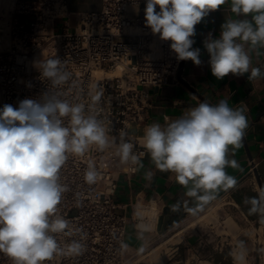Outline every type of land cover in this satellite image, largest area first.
Returning a JSON list of instances; mask_svg holds the SVG:
<instances>
[{
	"label": "clouds",
	"instance_id": "obj_1",
	"mask_svg": "<svg viewBox=\"0 0 264 264\" xmlns=\"http://www.w3.org/2000/svg\"><path fill=\"white\" fill-rule=\"evenodd\" d=\"M230 2L236 19L222 24L220 36L204 43L210 59L211 74L217 79L232 74H249L253 80L264 76L251 66L253 51L264 49V0H147L145 25L170 48L178 60L201 64L200 49H194L195 26L222 5ZM157 7L159 11H157ZM41 77L53 86L72 81L59 58L48 59L39 66ZM71 86H75L73 81ZM101 93L92 96V106L72 103L55 94L43 93L38 99L25 98L18 107L5 104L0 109V253L13 264H45L58 255H79L84 244L72 239L62 247L56 234L70 237L67 219L57 215L63 194L60 171L69 154L84 156L90 148L108 149L113 143L109 129L93 108ZM65 119L70 126H65ZM248 119L240 108L227 100L216 104L200 102L187 113L164 125L152 123L143 130L142 143L151 162L161 172L173 173L176 182L186 189L194 206L192 215L203 211L221 191L236 187L235 176L226 168L240 169L229 159V149L242 146ZM116 154L123 164H139L134 144L121 131ZM100 173L89 164L84 173L87 184H95ZM250 214L264 222V189L258 196L246 198ZM181 202L172 212L180 211ZM143 231L148 230L143 225ZM236 264H245L246 250L234 256Z\"/></svg>",
	"mask_w": 264,
	"mask_h": 264
},
{
	"label": "built area",
	"instance_id": "obj_2",
	"mask_svg": "<svg viewBox=\"0 0 264 264\" xmlns=\"http://www.w3.org/2000/svg\"><path fill=\"white\" fill-rule=\"evenodd\" d=\"M146 2L102 0L100 10L72 13L68 0H0V109L5 104L18 107L23 99H38L45 92L92 106V96L101 93L93 112L109 129L113 142L103 151L93 146L84 156L69 154L59 181L68 190L57 215L69 221L73 235L56 234V238L62 247L72 239L80 240L84 249L79 255L55 256L45 264L141 263L134 258L144 247L133 248L126 241L127 205L115 200L121 176L132 177L140 163H121L117 145L124 131L139 161L147 155L142 136L148 126L152 89L177 81L183 62L170 48L171 41L161 40L145 25ZM59 19L63 23L57 26ZM53 58H59L72 74L69 84L57 87L41 77L40 64ZM65 126H70L67 119ZM89 164L100 173L92 185L84 180ZM131 208L137 228L140 223H153L155 228L162 215L153 202H136ZM208 242L201 234L197 248L187 246L186 259L176 257L179 244L171 246L167 264H197ZM215 243L214 253H223L232 244L229 235L222 234H217ZM258 260L264 264L263 249ZM0 264L13 261L0 253Z\"/></svg>",
	"mask_w": 264,
	"mask_h": 264
},
{
	"label": "crops",
	"instance_id": "obj_3",
	"mask_svg": "<svg viewBox=\"0 0 264 264\" xmlns=\"http://www.w3.org/2000/svg\"><path fill=\"white\" fill-rule=\"evenodd\" d=\"M68 4L72 13H83L100 10L102 0H68ZM29 18L25 17V19ZM236 18L230 11L229 2L220 9L210 12L200 24L195 26L196 35L192 37L193 48L200 49L201 64L197 66L191 60H183L177 81L152 89L148 125L152 123L164 125L169 120L187 113L202 101L216 104L223 99L228 101L229 106L242 109L248 119V128L245 130L242 146L234 151L229 149V159H235L240 169L226 168L228 174L235 176L238 183L235 188L227 192L221 191L217 198L227 195L231 198L230 202L240 209L243 217L256 222L260 217L258 214H250V204H246L245 200L258 196L260 190L264 189V76L249 80L250 73L243 76L229 74L217 80L211 74L210 56L204 47L206 40L219 38L221 26L227 19ZM250 55L251 66L260 68L264 73V49L253 51ZM185 193L186 189L176 182L175 175L156 169L148 154L141 159L138 171L132 177L122 175L115 200L121 205H127L128 225L130 219L132 221L131 236L134 241H128L127 225V243L133 248L145 246L159 231L173 228L176 224L173 220L177 219L178 222L184 214H191L187 209L193 207L194 202ZM178 201L182 204L180 211L172 212V205ZM136 202H153L160 206L162 215L159 223L155 228L153 223L148 226L154 230L143 231L140 229L143 223H140V227H136L131 215V204ZM241 237L236 243L239 247L243 245L246 259L247 256L250 257V264L257 263L258 249L250 256L252 249H256V242L252 237H249V241L243 236L247 241L241 243ZM257 247L264 250V244L259 243ZM229 248L232 249L233 245L226 251ZM216 261L222 262V256L220 255Z\"/></svg>",
	"mask_w": 264,
	"mask_h": 264
},
{
	"label": "rangeland",
	"instance_id": "obj_4",
	"mask_svg": "<svg viewBox=\"0 0 264 264\" xmlns=\"http://www.w3.org/2000/svg\"><path fill=\"white\" fill-rule=\"evenodd\" d=\"M74 21V18L72 19V23ZM61 23H63L62 19L57 20V26H59ZM229 197H221L217 198L216 200L212 201L210 204L205 206L203 211L199 212L197 215H203L208 214L210 211V208H215V210L211 212L210 219L204 220L194 226L188 227L183 232H179L186 226V220L189 217H195L197 215L192 214H184L178 222L174 225L173 228L168 230L159 231V233L155 234L149 242L143 246L144 251L139 253L134 259H140V264H167L168 259V253L172 251L170 248L176 247L177 244L180 245V249L177 251L178 254L176 257L186 259V253L187 256L189 255V251L187 250V246H190L193 248H197L196 246L198 244V237L202 234L204 235V238H208L209 242L207 243L206 247L202 249V259L197 264H236V261L234 260L235 252L237 251V248L239 247V244L236 243L237 239L242 236L241 243L246 242L249 240V237L253 238V241L256 242V249H252L250 256L257 252L258 249V256H259V243L264 244V222H261L260 219L256 222H251L250 220L246 219L241 215L240 209L236 207L233 203L230 202ZM218 207H221V211L223 213H220L221 211L218 210ZM225 210V211H223ZM213 216V217H211ZM214 219V220H213ZM229 219L233 220V225H229ZM229 222V224H228ZM234 225H236L237 230L234 228ZM234 228V229H232ZM234 230H236L234 232ZM132 232V221L130 219L129 225H128V241H134L133 237L131 236ZM178 233V234H177ZM217 234H222L225 237L229 235V241L232 243L233 248L228 249V251H224L223 253H214V246L215 238L217 237ZM253 234V235H252ZM243 236L247 237V240L243 238ZM167 241V242H166ZM250 241V240H249ZM163 243V244H162ZM236 243V246H235ZM231 245V246H232ZM160 247L159 255H161L162 259L156 260L153 258V255L146 256V258H143V256L146 253H149L153 249ZM141 248V247H139ZM137 248V249H139ZM235 249V250H234ZM195 250V249H194ZM176 253V252H175ZM174 253V254H175ZM211 255V257H209ZM222 256V262H218V258ZM164 259V260H163ZM175 259V258H174ZM250 257L247 256L246 263L250 264L249 262ZM161 261V262H158ZM259 261V260H258ZM189 264H193L192 262H189ZM253 264H259V262Z\"/></svg>",
	"mask_w": 264,
	"mask_h": 264
},
{
	"label": "bare ground",
	"instance_id": "obj_5",
	"mask_svg": "<svg viewBox=\"0 0 264 264\" xmlns=\"http://www.w3.org/2000/svg\"><path fill=\"white\" fill-rule=\"evenodd\" d=\"M100 74V73H99ZM109 76H113L114 74H111V73H109L108 74ZM221 209V207H218V210H220ZM212 210L214 211L215 210V208H210V211H209V213L207 214H203V215H197V216H195V217H189L187 220H186V226L182 229V230H180V231H178V233L179 232H183L185 229H187L188 227H191V226H194V225H196V224H198V223H200V222H202V221H204V220H207V219H210V214H211V212H212ZM221 211V210H220ZM223 211H225V210H223ZM220 213H223L222 211L220 212ZM155 214H156V212L154 213V214H152L153 215V217L155 216ZM211 217H213V216H211ZM214 220V219H213ZM229 222H230V224H229ZM229 222H228V224L229 225H233L234 223H233V220H231V219H229ZM233 223V224H232ZM144 225V224H143ZM237 226L236 225H234V228L237 230V228H236ZM234 228H232V229H234ZM236 230H234V232L236 231ZM186 231V230H185ZM177 233V234H178ZM253 235V234H252ZM167 242V241H166ZM163 244V243H162ZM161 247V246H160ZM160 247L158 246L157 248H155V249H153L152 251H150L147 255H145V257L146 256H149V255H153V258L154 259H156V260H159V259H162L161 258V255H159V250H160ZM235 250V249H234ZM237 251L236 252H239V251H241V250H239L238 248L236 249ZM144 258V257H143ZM164 260V259H163ZM158 262H161V261H158ZM160 264V263H159ZM245 264H247L246 262H245Z\"/></svg>",
	"mask_w": 264,
	"mask_h": 264
},
{
	"label": "trees",
	"instance_id": "obj_6",
	"mask_svg": "<svg viewBox=\"0 0 264 264\" xmlns=\"http://www.w3.org/2000/svg\"><path fill=\"white\" fill-rule=\"evenodd\" d=\"M177 222V219L176 220H173V223Z\"/></svg>",
	"mask_w": 264,
	"mask_h": 264
},
{
	"label": "water",
	"instance_id": "obj_7",
	"mask_svg": "<svg viewBox=\"0 0 264 264\" xmlns=\"http://www.w3.org/2000/svg\"><path fill=\"white\" fill-rule=\"evenodd\" d=\"M259 178V177H258ZM260 179V178H259ZM172 224L170 223L169 226H171Z\"/></svg>",
	"mask_w": 264,
	"mask_h": 264
}]
</instances>
